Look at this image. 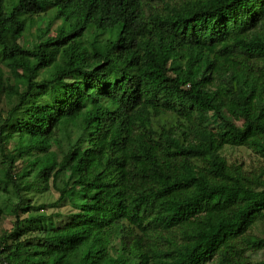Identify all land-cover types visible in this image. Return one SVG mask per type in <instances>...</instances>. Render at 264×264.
I'll return each mask as SVG.
<instances>
[{
    "label": "trees",
    "instance_id": "1",
    "mask_svg": "<svg viewBox=\"0 0 264 264\" xmlns=\"http://www.w3.org/2000/svg\"><path fill=\"white\" fill-rule=\"evenodd\" d=\"M7 217L1 264H264V0H0Z\"/></svg>",
    "mask_w": 264,
    "mask_h": 264
},
{
    "label": "rangeland",
    "instance_id": "2",
    "mask_svg": "<svg viewBox=\"0 0 264 264\" xmlns=\"http://www.w3.org/2000/svg\"><path fill=\"white\" fill-rule=\"evenodd\" d=\"M218 123L213 124L212 127L215 128L217 127ZM222 156L227 160L229 164L232 163H238L242 164L246 169L251 170V169H256L259 166H261V160L249 149L246 148H230V147H225L222 150ZM23 166V163L21 161L18 162V169H20ZM58 194L51 189L48 193L45 194H30L28 198L31 199L32 205L34 206H39V205H49L51 203H54L57 200ZM72 199V200H71ZM79 198L77 196H72L70 198V201L65 202L62 206L58 208H53L49 209L45 212H40L39 214L44 215L46 217L51 218V214L58 212L61 215H68L71 212H74V204L73 202H77ZM28 215H21L20 220H23L27 218ZM53 220V219H52ZM14 222L13 217L9 218L7 217L6 220H4L0 224V237L6 233H8L11 228H12V223ZM53 221L48 220V221H43L42 225L43 226H50ZM25 227L28 226V224L24 225ZM260 230V229H259ZM253 260L254 261H264V250L256 253L253 255ZM1 264V263H0Z\"/></svg>",
    "mask_w": 264,
    "mask_h": 264
}]
</instances>
